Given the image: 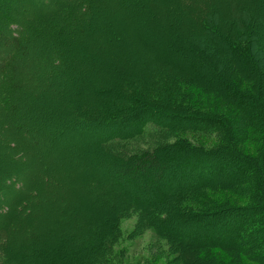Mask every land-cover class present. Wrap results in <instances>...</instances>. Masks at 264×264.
<instances>
[{
	"label": "rangeland",
	"instance_id": "obj_1",
	"mask_svg": "<svg viewBox=\"0 0 264 264\" xmlns=\"http://www.w3.org/2000/svg\"><path fill=\"white\" fill-rule=\"evenodd\" d=\"M66 1L0 0V16L4 14L12 16L11 20L6 22L15 24L13 27L12 25L6 27L0 21V29L6 31L7 28L11 33L19 34L23 31L20 25L22 20H25L24 17L31 19L37 14L52 15L55 13L56 2L62 6ZM149 1L154 0H127L123 7L116 11L107 7L104 14L109 18L105 21L110 24L114 35V41L107 47V51L111 53L104 56L95 55L93 60L85 58L77 67L76 74L68 76L69 78L66 79L68 83L59 86V95L60 91L71 89L74 91L78 77L82 76L84 80L81 87L93 93L102 92L101 96L92 94L93 100H99L101 103L95 105L88 103V100L79 101L75 93L69 98H63L62 101L59 97L48 100L42 93L41 97L46 99L42 109L55 112H49L47 118L39 120L31 125L30 130L23 132L26 139L23 147L20 148L22 143L18 141L19 149L14 152L8 150L12 146L11 143H16L11 138L6 143L7 136L0 132V264L16 260L12 254L9 256L10 252L17 256L19 262L16 261V264H92L90 259L98 261V264H180V262L196 264L192 251L195 246L192 240H195L196 235L200 239L230 242L234 228H248L254 224L251 222L258 215L253 216L252 211L249 210L244 214L236 207L253 205L249 198H239L226 190L217 192L216 189L209 188L216 187L212 183L219 182L225 174L236 170L233 167L236 166L235 163H225L219 154L206 159L199 155L207 150L219 152L225 147L228 149L227 145L231 148L226 140L228 137L224 131H221L222 127L210 126V130L207 129L208 132L202 134L207 136H199L189 130L194 127L190 123L183 119L178 123L176 120H179V117L171 120L164 110L171 112L179 105L192 107L193 110L206 115L222 113L225 119L236 120L238 117L236 107L214 93L215 87L223 85V81L221 84L219 82V78L222 77L233 82L241 91L250 90L264 102V0H244V14L247 12L256 20L250 21L248 27H245L247 31L242 30L243 33L239 31L238 26H236L238 31L232 30V37L236 40L244 38L249 30L254 32L263 53L259 55L263 63L260 60L250 68H244L243 72L242 68L246 66H241L242 61L254 54V51L244 53L242 58L237 54H225L223 44L220 43V50L214 47L212 37L202 26L195 27L188 23L197 17L194 7L191 10L185 8L180 3L182 0H177V3H172L173 9H164L166 10L164 17H160L159 13L151 8ZM169 1L172 0H159L167 6ZM191 2L198 3L196 11L200 10L201 6H205L204 2L199 3L197 0ZM77 7L82 9L76 2L69 5L67 11L75 12ZM214 7L216 10L221 6L217 4ZM232 9L234 12L235 5ZM8 10L15 13L9 14ZM236 10L242 11L240 7ZM180 11L184 17L177 16ZM189 11L193 12V15H190ZM65 13L67 12L64 11L59 15L60 17H55L54 21L60 24L64 20ZM111 14H114V20L111 19ZM244 14L238 17L236 13V17L245 23L246 20L242 19ZM213 19L225 21L226 17L222 14L213 16ZM236 20L229 18L227 28ZM112 22L117 26L111 25ZM176 27L189 31L182 35L185 37H181ZM219 35L223 37L224 33L219 31ZM6 53L7 47L0 46V57ZM33 53L38 54L35 50ZM193 55L197 56V63L193 62L196 60L195 57L190 58ZM193 64L200 69L197 78ZM237 66L241 74L235 70ZM54 69L56 72L60 71L58 68ZM176 82L181 83L185 94L174 93L176 89L173 87ZM111 89L119 94L112 93ZM225 91L230 94L226 88ZM152 92L156 94V98H150ZM213 103H216L215 107H211ZM140 104L143 105L138 115L125 113L128 108ZM87 107L96 111L100 121L69 132L72 139L64 137L60 149L57 145L52 149L49 148L51 144L49 140L57 137L65 127V122L61 121L59 113L73 117L78 115L79 109ZM242 117L240 114V118ZM258 117L251 120L244 118V124L239 122L238 128L227 130L229 137L235 134L241 137L244 134L242 141L238 140L240 149L247 157H253L254 160H260L262 151L264 152V110L260 111ZM162 121L173 124L164 125ZM203 123H197L198 129L204 128ZM256 127L258 130H253ZM248 131H251L249 135ZM33 134H37L42 141L40 144H33L31 139ZM182 138L195 148L188 153L198 154H188L187 158L185 157L186 161L180 160V165L177 167L160 172L158 169L153 177L152 171L146 169L137 176V179L122 174L114 178L106 172V162L122 161L120 159L126 154L131 157L137 153L155 151L160 153L162 159L181 158L182 154H173L172 151L173 146L182 143L178 141ZM56 149L61 152L59 157L62 158L52 154ZM168 154L173 156H166ZM50 158H53L54 163L50 168L43 165L41 177L43 186L47 185L44 181L46 175L51 181L47 189L40 186L45 194H39V197L34 199L27 188L23 193L26 203L13 202L12 197L17 184L26 183L27 186V175L29 179L33 178V175L39 172V169L34 167H42L43 161H48ZM5 162L20 163L18 171L11 170ZM146 174L151 176L148 179L152 184L150 188L143 187L146 177L149 176ZM189 178L201 180L205 184L203 186L209 187L184 197L183 195L173 197L182 191L171 190L178 186L182 190L183 184H190L187 180ZM166 185L173 187L169 190L170 195L165 196L162 208L151 210L150 207L154 208L160 204L158 201ZM198 187L195 186L193 189L198 190ZM247 187L241 186L245 190ZM136 196L144 202L134 200ZM228 200L233 202L229 204L231 205L229 208H227ZM232 205H236L235 208ZM188 207L193 210L192 216L180 215ZM171 209L179 214L177 217L179 226L176 223L174 226L180 229L183 244L177 240L180 239L179 235L176 238L173 232L168 230L169 220L160 219L164 215L169 217L171 214L168 211ZM165 210L167 212H164ZM30 211L36 212L32 218L26 216ZM183 220L188 222L184 224ZM1 229H6L7 235H4ZM5 236H8L9 242H5ZM258 237L264 238V232L258 234ZM186 241L193 246L187 248L184 245ZM247 246L250 249L254 244L249 242ZM254 249L255 247L251 250ZM186 251L187 257H185ZM203 252H207L208 255L211 252L218 256L220 254L218 260L221 264H263L260 259L253 262L246 256H239L240 262H237L232 259L234 257L228 256L229 253L225 250L216 251L207 247L202 248L199 253Z\"/></svg>",
	"mask_w": 264,
	"mask_h": 264
},
{
	"label": "trees",
	"instance_id": "obj_2",
	"mask_svg": "<svg viewBox=\"0 0 264 264\" xmlns=\"http://www.w3.org/2000/svg\"><path fill=\"white\" fill-rule=\"evenodd\" d=\"M127 0H67L66 3L62 4V6H59V3L56 2L55 4V13L52 15L49 13L45 14H37L31 19H28L24 17V21L21 22V29L23 31H20V33H11L9 29L6 28V31L3 29H0V46L7 47V53L6 55H2L0 57V132L5 133V136H7L6 143L11 139L15 141L16 144L11 143L12 146L8 148V150H13L14 152L16 149H19V146H17V142L20 141L22 144L20 146L23 147V142L26 140L23 136V132H26L30 130L32 127L31 125H34V123H37L39 120H42L43 118H47L49 112L53 113L54 110L46 111L42 109V106L45 105L46 99L52 100L57 97L61 98V101L63 98H69L71 95H74L79 99V101L88 100V103H94L99 104V100H93L92 94L101 96L102 92L94 91V93L89 91L87 88L84 89L81 87L82 81L84 78L82 76L78 77V84H76L75 89L68 90V91H60V95L58 94L59 86L64 85L68 83L67 78L68 76L73 74L75 75L77 72V67L80 65L82 60H88V58H91L93 60V56L95 55H106L110 54L111 52L107 51L108 46L114 41V35L113 30H111L110 24H108V21H105V19H108L105 15V10L107 7L117 10L120 7H123V4ZM177 0L169 1V6H167L164 2H159V0L149 1L151 8L159 13L160 17H164V9H173L172 3H175ZM199 3L204 2L205 6H201L200 10L197 9L196 6L198 3L194 4L191 2V0H182L180 3L185 7L191 10V8L194 7L195 14H197V17L194 18L195 20H190L188 23L190 25L202 26L205 31H207L208 35L212 37L213 45L217 49L220 50V43L223 44V50L225 54L228 55H240L242 58V55L244 53H249L250 51H254V54L250 55V57H246L244 61H242L241 67L242 72L244 68H250L251 66H254L256 62H260V53H262L260 47L258 46L257 36L254 32L250 31L249 33L244 35V38L240 40H236L235 37H232V30H237V28H240V32L247 31L245 27H248V24L250 21L256 20L251 17L249 13H245L244 8V0H197ZM76 2H78V5L82 7V9H79L77 7V11L70 13L67 11L69 8V5H73ZM177 3V2H176ZM217 4H220V8L214 9ZM65 5V6H63ZM235 5V11L233 12V6ZM131 6V5H130ZM176 5H174L175 7ZM170 7V8H169ZM230 7V10H229ZM241 8L242 11L236 10V8ZM66 11L64 15V20L61 21V23H56L54 21L55 17H60L59 15L63 14V12ZM50 12V11H49ZM242 12V13H241ZM9 14H14V11L8 10ZM190 15H193V12H188ZM236 13L238 14V17H241L243 14L244 20L246 22L244 23L241 21V19H238L236 17ZM224 15L226 17L225 21H215L213 19V16H221ZM129 15V11H128ZM127 15V17H128ZM179 17H184V14L182 11L177 14ZM111 19H115L114 14L110 15ZM12 16H9L8 14H4L0 16L1 23H4V26L7 27L9 24ZM229 18L237 19L234 24L230 23L229 28H227V21ZM165 20V19H162ZM186 20V17L184 18ZM204 22V23H202ZM8 23V24H7ZM211 23L219 24L217 26H213ZM258 23V22H257ZM257 23L255 26H257ZM23 24V27H22ZM114 24V27H116V23L112 22L111 25ZM234 25L235 27H232ZM10 28V27H9ZM233 28V29H231ZM178 30L177 33L181 37L183 34L186 33L185 28L182 27H176ZM245 29V30H244ZM220 33H224L222 35L223 37H220ZM238 31V30H237ZM242 31V33H243ZM116 33V32H115ZM243 36V34H242ZM219 38V39H218ZM217 39V41H216ZM202 45V44H201ZM212 46V45H211ZM200 47V46H199ZM34 50L38 53L37 55L34 52ZM263 55V53H262ZM196 58V60H193V62L197 63V56L193 55L190 56V58ZM200 58V57H199ZM245 58V57H243ZM248 58V59H247ZM261 63L263 61L261 60ZM194 65V64H193ZM51 68V69H50ZM54 68L60 69V71H57ZM195 76H199L200 69L199 67L195 66L193 67ZM239 66L235 68V70H238L241 74L240 69H238ZM50 69V70H49ZM43 74H41V72ZM198 71V72H197ZM74 72V73H73ZM199 74V75H198ZM202 77V76H201ZM238 79L240 80V75H238ZM217 80V79H216ZM218 81V80H217ZM223 81V85L220 84ZM220 87H215L214 93L219 95L223 100L228 102L229 104H232L236 107V113L238 114V117L234 121H230L224 118V116L219 113L217 114H201L200 112L193 110L192 107H182L177 106L176 110L174 111H166L167 115L169 114V117L171 120H176L178 123H181V119L186 121L187 123H190L191 126H194L191 130V132H195L196 134H199V136H207L202 135L206 134L210 126L218 125L220 128L222 127L221 131H224L228 139L226 138L228 144L231 148L227 145L228 149H222L221 151H204L202 154L199 153V155L206 159L211 158L214 156V154L221 155L222 161L225 163L231 164V162L235 163L236 170H232L225 174L223 178L217 182L212 183L216 187H209V186H203L205 185L201 180L197 181L194 179H187L190 184H183V189L180 190V186L178 188H174L172 186H167L165 189L161 192L162 197L159 199L160 204L158 206H155L154 208L150 207L151 210L156 211L160 208H162V203L164 201L165 196L170 195L169 193L171 191H182L179 194L174 195L173 197H184L185 195L193 192H197L201 189L211 188L216 189L215 191H223L226 190V192H229V194H233L236 197H247L249 200L253 203V205H242V206H236L232 205L233 208L235 206L239 208L240 211H243L244 214H246V211H252L253 216L256 214V219L252 220V224L248 228L239 227L234 228V231L232 232V241L225 242V241H216V240H207V239H200L198 235L195 233V240H192V244H195L193 246L192 244H189L186 241V244L184 245L189 248V246H193V257L196 260V264H221L218 260L220 257L218 255H215L216 253L211 252V254H207V252L199 253L202 248H211L216 249V251H222L225 250L227 253H229L228 256H232L235 261L240 262L239 256H246L251 261H258L259 259L264 264V238L258 237V234L261 232H264V152L262 151V156L260 160H254L253 157H247L245 153H243L240 149V143H238V140L242 141L244 137H242L244 134L241 135V137L238 136V134H235L233 136L229 137V133L227 130L230 128L236 129L239 127L237 123L242 122L244 124L245 119H257L258 114L260 111L264 110V102L260 100L256 95H254L250 90L245 91L244 89H241L238 86H235L233 82L228 81L225 77L219 78ZM233 85V86H231ZM37 88V89H36ZM39 88V89H38ZM71 88V87H70ZM174 93L176 94H185L184 88L181 85L180 82L174 83ZM210 89V85L208 87ZM226 90L230 93L228 94ZM36 89V90H35ZM114 94H119L115 90H110ZM46 92V93H45ZM90 93V95L88 93ZM42 93L46 95V99L41 97ZM59 95V96H58ZM192 95V94H191ZM74 96V97H75ZM95 97V96H94ZM156 98V94L154 92L151 93L150 98ZM86 98V99H85ZM57 101V99H56ZM149 102V100H146ZM143 101V102H146ZM172 103V101H169ZM143 104H140L139 106H135L132 108H128L125 110V113L129 115H138V111L141 109ZM216 103H213L211 107H215ZM100 107V106H99ZM182 107V108H180ZM98 108V107H97ZM97 110V109H96ZM179 110V111H178ZM62 110L60 109L59 112ZM78 115L73 117H68L66 115H62V113H59L61 116V121L65 122V127L63 128V131L58 134L57 137H55L53 140H49V148H53L54 146H62V141L64 140V137L68 139H72V135H70L69 132L74 131V129H81L82 126H91L95 124L96 121H100V118L98 114H96V111L94 109H91L89 107L85 109H79ZM85 113V115H84ZM174 113H177L174 115ZM240 114L243 116L240 118ZM95 115L93 118L90 116ZM125 115V114H124ZM174 115V116H171ZM174 117V118H173ZM92 118V120L90 119ZM245 118V119H244ZM185 122V123H186ZM198 122H204V128L200 127L198 129ZM173 124L172 122L162 121V124ZM191 128V127H190ZM198 131H196V130ZM253 130H258V127H256ZM251 131H248V135ZM187 138V137H184ZM180 139L178 141H181L182 143L173 146L174 150L172 151L173 154H182L183 156L181 158L178 157H164L162 159V156H160L159 152H143L142 154H134L131 155V157L126 154L124 157H122L120 160L122 161H110L106 162L107 165V173L109 176H114V178H117L118 175L122 174L125 177L131 176L134 179H137L138 175H141V172L143 170L148 169V171H152V177L155 175V172L159 169V172L167 169L172 168L174 166L177 167V165H180L181 161H186L187 155L192 154H198V153H188L192 150H194V146L190 145L189 141L186 139ZM33 144L38 145L42 141L39 139L37 134H33V137H31ZM248 138H246L247 140ZM225 142V141H224ZM171 147V146H168ZM164 147V148H168ZM193 148V149H192ZM52 151V154L57 155V158L61 156V152L58 151ZM179 149V150H178ZM233 149V150H230ZM27 150V149H26ZM224 150V151H223ZM180 151V152H179ZM187 154H184V153ZM117 153V152H115ZM114 153V154H115ZM166 156H173L171 154H168ZM231 156V157H229ZM117 157V156H116ZM186 157V158H185ZM193 157V156H192ZM232 157L234 158L232 160ZM52 159L50 158L48 161H43L42 167H34V169H39V172L35 173L33 175V178L29 179V176L27 175L26 183L17 184L16 190L14 193V197H12L13 202L15 201H22L25 202L23 198V193L28 188V191L30 192V195L36 199L39 197V194H45V191L43 188L47 189L48 183H50V177L45 176V183L47 185L43 186L42 183L43 180H41L42 177V170L43 165L45 167L52 166ZM18 161L17 159H15ZM14 162V160L12 161ZM6 163V162H5ZM8 164L11 170L18 171L19 166L18 164L14 163H6ZM40 165V164H38ZM150 173V174H151ZM149 174H146V176ZM111 178V177H110ZM151 176H147L143 186L144 188H150L152 184L148 182V179H150ZM208 180V179H206ZM201 183V184H200ZM211 184V183H210ZM248 186L247 189H242L241 186ZM40 186H43L41 188ZM195 186H199L198 190L197 188L193 189ZM38 187V188H37ZM50 188V187H49ZM244 188V187H243ZM37 189V190H35ZM170 189H173L169 191ZM164 195V196H163ZM29 197V196H28ZM138 200L139 202H144L142 199H140L138 196L134 198V200ZM29 200V198H28ZM227 202V208H229V204L231 203L230 200ZM26 203V202H25ZM26 210V208H24ZM246 209V210H245ZM254 209V210H251ZM185 211L180 214L182 216L191 217L193 210L191 211L189 207L187 209H184ZM23 212V211H22ZM164 212H167L166 210ZM171 215L169 217H165L166 215H162L163 217H160L162 221L169 220L167 227L168 230H171L173 232L174 237L177 235L180 236L181 232L180 229H178V213L171 209L168 211ZM24 214V212H23ZM22 214V215H23ZM36 212H29V215H26L27 217H34ZM3 215H1L2 217ZM25 216V215H23ZM181 220V219H180ZM184 221V222H183ZM182 223L185 224V222H188V220H183ZM107 221H105L106 223ZM109 223V222H108ZM174 223L177 224V226H174ZM182 223L180 222V225L182 226ZM3 230V234L7 235L5 232L6 229ZM230 231L228 230V233ZM177 238V237H176ZM262 238V239H261ZM261 239V240H259ZM8 236H5V242H9ZM179 240L180 244H183V239L180 236ZM249 242H252L254 244V251L247 246ZM6 244V243H5ZM189 244V245H188ZM201 245V246H200ZM207 246V247H206ZM249 250H247V248ZM263 249V250H262ZM238 252V253H235ZM249 251V252H247ZM252 251V252H251ZM12 254V257H14L16 260L14 262L8 263V264H16V261L19 262L17 259V256L10 252L9 256ZM207 254V256H204ZM93 254L91 253V257ZM185 257H187V251L185 252ZM92 264H98V261L94 259H90ZM179 261H181L179 259ZM183 261V260H182ZM236 262V263H237ZM5 263V264H7ZM181 264V262H180Z\"/></svg>",
	"mask_w": 264,
	"mask_h": 264
}]
</instances>
